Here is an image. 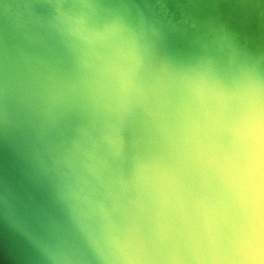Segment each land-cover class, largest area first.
<instances>
[{"label":"bare ground","instance_id":"bare-ground-1","mask_svg":"<svg viewBox=\"0 0 264 264\" xmlns=\"http://www.w3.org/2000/svg\"><path fill=\"white\" fill-rule=\"evenodd\" d=\"M15 4L20 11L45 7L64 25L67 42L81 39L107 62L111 79L115 74L129 85L119 114L95 116L91 122L98 131L76 130L82 141L93 134L104 141L103 133H124V140L102 143L119 144L116 174L122 184L117 190L124 185L131 190L117 196L129 202V217L99 213L94 203L95 210L83 220L97 227L99 247L78 230L72 214L62 217L60 224L70 223L68 228L83 246V253L68 255L70 261L264 264V0H16ZM166 6L175 15L182 12V17L175 24L174 38L162 46L148 31L166 21ZM191 23L201 28L198 34L184 30ZM166 50L175 55V63L168 60ZM81 118L80 125L88 127L89 118ZM108 119L121 127L106 125ZM31 145L27 141L25 152ZM71 146L87 156L84 141ZM92 156L88 152L89 160ZM58 160L72 171L62 154ZM247 168L252 175L238 182ZM104 174L105 170L89 173L90 182L68 174L61 186L92 187ZM106 200L109 203L111 197ZM113 237L116 245L110 244ZM103 254L112 262L107 263Z\"/></svg>","mask_w":264,"mask_h":264},{"label":"water","instance_id":"water-1","mask_svg":"<svg viewBox=\"0 0 264 264\" xmlns=\"http://www.w3.org/2000/svg\"><path fill=\"white\" fill-rule=\"evenodd\" d=\"M15 1L0 0V264H87L81 258L76 263L70 261L68 255L72 251L83 253L82 241L68 228L70 223L64 227L59 221L72 214L78 230L99 247L97 227L83 220L95 210L94 203L98 204L99 213L116 212L129 217V202L126 197L117 196L131 190L127 185L123 187L126 190H117L122 184L116 174L119 144L106 147L102 143L124 140L125 135L103 133L104 141L97 140V134L89 136L83 140L85 158L80 155L81 149L71 145L77 140L83 142L76 130H99L91 122L95 116L119 114L120 105L128 99L125 94L129 85L115 78V74L111 79L107 62L81 39L67 42L64 25L50 16L45 7L35 4L20 11ZM50 6L47 7L51 11ZM164 9L169 14L164 16L166 21L148 31L153 42L159 41L162 46L174 38L175 24L182 17V12L175 15L169 6ZM168 19H173V23ZM199 28L191 23L184 30L198 34ZM145 38L149 41L146 33ZM166 51L168 60L175 63V55ZM81 116L89 118L88 127L80 125ZM106 125L121 127L110 119ZM27 141L32 145L25 152ZM88 152H93L91 160ZM60 154L69 161L72 171L58 160ZM104 170L105 174L94 180L92 187L61 186L68 174L90 182L89 173ZM252 172L247 168L238 182ZM96 192L103 196L98 197ZM107 196L111 197L109 203ZM110 244L116 245L117 239L113 237ZM102 257L107 258V263L112 262L106 254Z\"/></svg>","mask_w":264,"mask_h":264},{"label":"rangeland","instance_id":"rangeland-1","mask_svg":"<svg viewBox=\"0 0 264 264\" xmlns=\"http://www.w3.org/2000/svg\"><path fill=\"white\" fill-rule=\"evenodd\" d=\"M185 16H187V15H184V18H186L187 20H190L189 19V17L187 16V17H185ZM149 49H147V48H145V52H147ZM148 57L150 56V51H149V53L147 52V54H146ZM145 64V63H144ZM146 65V64H145ZM149 67V66H148Z\"/></svg>","mask_w":264,"mask_h":264}]
</instances>
